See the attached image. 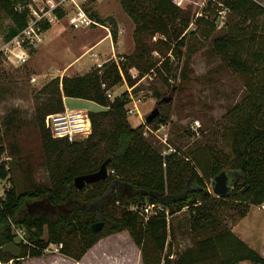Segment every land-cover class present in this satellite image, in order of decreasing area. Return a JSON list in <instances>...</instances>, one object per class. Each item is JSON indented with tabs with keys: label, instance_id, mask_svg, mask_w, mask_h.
I'll return each instance as SVG.
<instances>
[{
	"label": "trees",
	"instance_id": "trees-1",
	"mask_svg": "<svg viewBox=\"0 0 264 264\" xmlns=\"http://www.w3.org/2000/svg\"><path fill=\"white\" fill-rule=\"evenodd\" d=\"M27 2L0 0V9L11 20L6 40L25 26ZM120 4L134 22V50L101 66L94 64L83 73L63 74L61 84L33 112L43 143L46 179H37L28 164L26 184L18 188L10 161L0 160V177L11 182L0 195V247L11 240L21 247L20 257L0 249V259L24 264V257L40 256L48 244L61 243L60 253L79 260L102 234L127 229L144 264H264V256L237 235L225 221L227 214H222L234 211L239 219L251 204H264V5L257 0H207L202 12L192 19L174 0H120ZM223 9V32L212 36L210 49L241 75L245 91L223 113L229 150L208 143L163 154L144 136L141 124L128 120L127 90L113 97L107 91L123 80L133 86L151 70L170 69L168 58L158 63L152 49L139 40L143 33L162 35L163 43L180 59L188 36L209 38ZM63 13L57 9L54 20ZM109 19L116 41L117 24ZM53 21H45L43 30ZM191 22L194 27L190 29ZM131 70H137L138 75L133 77ZM63 96L86 98L103 107L89 110L92 129L86 137L71 141L54 137L45 126L46 113L64 108ZM15 118L11 115L7 122H0V132L18 131L20 123L14 122ZM156 119L164 121L160 116ZM5 149L0 144V154ZM13 156L10 150L11 160ZM106 158V178L81 188L74 185L76 175L96 170ZM222 168L238 174L229 192L218 196L208 182ZM144 201L160 202L164 209L144 219L138 211ZM131 204L137 209L130 208ZM184 206L189 210L192 243L172 256L166 251L172 227L165 210L173 214ZM98 220L103 226L93 230L91 224ZM13 225L25 229L27 242L16 239Z\"/></svg>",
	"mask_w": 264,
	"mask_h": 264
},
{
	"label": "rangeland",
	"instance_id": "rangeland-1",
	"mask_svg": "<svg viewBox=\"0 0 264 264\" xmlns=\"http://www.w3.org/2000/svg\"><path fill=\"white\" fill-rule=\"evenodd\" d=\"M77 1L89 14L104 19L99 22L108 29L96 24L72 27L68 20L72 11L70 7L48 29L43 30L39 39L24 44L26 52L22 56L15 54L19 51L17 44H10L11 50L6 47L8 40L5 35L11 20L0 9V122H7V118L14 115V122L20 123L18 131L0 132V144L6 148L0 154V160L10 161L11 173L18 188L26 184L28 164L37 179L47 177L45 164L42 163L43 143L33 120L36 106L46 100L57 84H61L63 74H80L93 67L96 61L105 62L120 55L126 56L136 45L134 22L123 10L120 0ZM174 1L192 19L202 12V7L207 3V0ZM257 1L264 5V0ZM37 2L36 7H41L43 0ZM109 17L117 24L116 41L112 39ZM193 27L191 22L189 28ZM219 32H223L222 26H216L209 38L198 34L188 36L187 47L181 48L180 59L163 43L162 35L143 33L139 40L152 49L151 55L158 63L168 58L170 69L163 66L160 72L151 70L139 77L133 86L123 80L110 90L111 97L127 90L128 120L133 125L141 124L144 136L163 154L173 150L185 152L208 143L229 150V130L223 113L240 100L245 91L241 75L226 66L221 57L210 49L212 36ZM90 52H96L97 57ZM167 95H171V99L159 104L160 113L155 117L160 116L164 121L156 119L145 122V115L162 96ZM64 106L86 110L103 108L92 100L73 96L66 97ZM10 144H14L15 149ZM10 150L14 152L12 160ZM231 171L233 178L237 177L238 171ZM10 184L9 178L0 177V195ZM208 185L210 187V181ZM222 214H227L224 217L227 224L231 227L235 225L234 229L243 233L242 239L264 256V207L253 203L239 219L234 211H223ZM167 219L172 229L167 237L166 251L174 256L192 243L189 210L184 206L168 214ZM117 232L102 234L91 246L85 261L90 264H144L140 249L129 231L122 229ZM58 252L44 251L43 254ZM55 262L71 264L70 259L60 256L55 258ZM0 264L7 263L0 259ZM8 264H13L12 260H8ZM28 264H43V259L29 258ZM152 264H161V261ZM239 264L258 263L243 261Z\"/></svg>",
	"mask_w": 264,
	"mask_h": 264
},
{
	"label": "built area",
	"instance_id": "built-area-1",
	"mask_svg": "<svg viewBox=\"0 0 264 264\" xmlns=\"http://www.w3.org/2000/svg\"><path fill=\"white\" fill-rule=\"evenodd\" d=\"M38 0H28L27 6L29 12L27 15V21L25 26L15 34L11 39L7 41L6 47L10 44H17L19 51L15 54L22 56L25 54L24 44L32 43L39 39L40 34L43 32L42 24L45 21H53L57 16V9H62L64 12L67 8L72 9L69 13V24L74 28H81L84 26H89L92 24L101 25L105 29L108 26L101 24L95 17L90 15L77 0H43L41 7H36ZM38 6V5H37ZM221 14L217 20V26H222L225 19V10L220 11ZM89 51V50H88ZM91 55L97 57L96 52H90ZM103 62L96 61L95 65L101 66ZM122 74V71L120 69ZM131 75L133 77L138 75L137 70H131ZM107 95L111 97V91H107ZM44 123L46 127L50 129L52 136L63 137L67 140H75L78 138L86 137L92 129L91 118L89 115V110L83 108L72 109L64 106L62 110L54 111L48 113L44 118ZM113 172V169H110ZM264 206V204H262ZM132 209H137V205L131 204L129 206ZM139 212L144 219L151 215L157 214L159 211L164 209V206L160 202H148L144 201L139 207ZM167 213L168 218V212ZM13 231L16 234V239L27 242L25 236V229L22 226L13 225ZM61 243H50L44 249V251H58ZM11 261V259L9 260Z\"/></svg>",
	"mask_w": 264,
	"mask_h": 264
},
{
	"label": "water",
	"instance_id": "water-1",
	"mask_svg": "<svg viewBox=\"0 0 264 264\" xmlns=\"http://www.w3.org/2000/svg\"><path fill=\"white\" fill-rule=\"evenodd\" d=\"M171 97H172L171 95L162 96L157 101V104L145 115L144 121L145 122L152 121L160 113L159 104L161 102L169 101ZM108 159L109 158L104 159L96 170L76 175L73 179L74 185L77 188H81L86 183L93 182L98 179L106 178L108 174V170H107ZM231 178H233V173L230 169H225V168L220 169L219 172H217L212 177L210 183L213 193H215L218 196L226 195L229 192L230 187L232 185V181L234 179ZM102 226H103L102 220L95 221L91 224L93 230H100ZM0 249L3 252H9L14 257L21 256V247L13 240L8 241L3 245H1Z\"/></svg>",
	"mask_w": 264,
	"mask_h": 264
},
{
	"label": "crops",
	"instance_id": "crops-1",
	"mask_svg": "<svg viewBox=\"0 0 264 264\" xmlns=\"http://www.w3.org/2000/svg\"><path fill=\"white\" fill-rule=\"evenodd\" d=\"M65 99H66V96H63V102L65 101ZM101 106V105H100ZM102 107V106H101ZM261 206L262 207H264L262 204H261ZM235 225H233L232 226V229H233V231L237 234V235H239L241 238H243L244 239V236H243V233L241 232V231H236L235 229ZM118 233V232H117ZM94 244H96V243H94ZM92 247H93V245H92ZM92 247H90V248H88L87 249V251L81 256V258L79 259V260H75V259H73V258H71V257H68V256H66V255H64V254H62V253H60V252H58V254L56 253V254H54V253H52V254H42V255H40V256H33V257H28V256H26L24 259H23V263L24 264H28V259L29 258H35V259H38V258H42L43 259V264H54V263H56L55 262V258L57 257V256H60V258H62V259H70V261H71V264H90L89 262H86L85 261V257H86V255H87V253L89 252V250L92 248ZM241 262H243V261H241ZM239 264V263H238Z\"/></svg>",
	"mask_w": 264,
	"mask_h": 264
}]
</instances>
